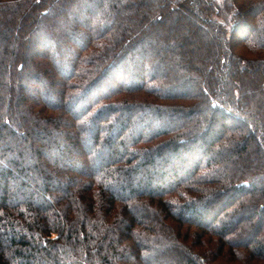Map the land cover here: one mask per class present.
<instances>
[{
	"label": "trees",
	"instance_id": "trees-1",
	"mask_svg": "<svg viewBox=\"0 0 264 264\" xmlns=\"http://www.w3.org/2000/svg\"><path fill=\"white\" fill-rule=\"evenodd\" d=\"M0 264H264V0H0Z\"/></svg>",
	"mask_w": 264,
	"mask_h": 264
},
{
	"label": "rangeland",
	"instance_id": "rangeland-1",
	"mask_svg": "<svg viewBox=\"0 0 264 264\" xmlns=\"http://www.w3.org/2000/svg\"><path fill=\"white\" fill-rule=\"evenodd\" d=\"M216 2H217V4H219V5H223L224 3H225V0H215ZM234 14L233 13H231L230 15H229V22H226L227 23V25L228 26H230V24H232L233 22H234ZM248 51H250L249 49H247ZM126 52H128V51H126ZM125 52V53H126ZM244 78H242L241 80H239V79H237L236 81L237 82H239L240 84H241V86H246L245 85V80H243ZM243 80V81H242ZM241 81V82H240Z\"/></svg>",
	"mask_w": 264,
	"mask_h": 264
}]
</instances>
